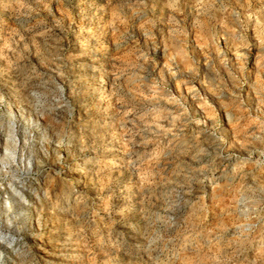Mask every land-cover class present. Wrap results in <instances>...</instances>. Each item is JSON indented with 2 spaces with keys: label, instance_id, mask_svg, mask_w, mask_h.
I'll list each match as a JSON object with an SVG mask.
<instances>
[{
  "label": "rangeland",
  "instance_id": "rangeland-1",
  "mask_svg": "<svg viewBox=\"0 0 264 264\" xmlns=\"http://www.w3.org/2000/svg\"><path fill=\"white\" fill-rule=\"evenodd\" d=\"M0 264H264V0H0Z\"/></svg>",
  "mask_w": 264,
  "mask_h": 264
},
{
  "label": "bare ground",
  "instance_id": "bare-ground-1",
  "mask_svg": "<svg viewBox=\"0 0 264 264\" xmlns=\"http://www.w3.org/2000/svg\"><path fill=\"white\" fill-rule=\"evenodd\" d=\"M8 209V208H7ZM30 214V213H29Z\"/></svg>",
  "mask_w": 264,
  "mask_h": 264
}]
</instances>
